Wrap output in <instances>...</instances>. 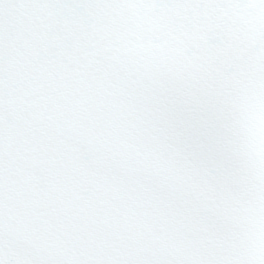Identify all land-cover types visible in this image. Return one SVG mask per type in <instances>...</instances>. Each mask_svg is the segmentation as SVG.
Listing matches in <instances>:
<instances>
[{"label":"snow or ice","instance_id":"obj_1","mask_svg":"<svg viewBox=\"0 0 264 264\" xmlns=\"http://www.w3.org/2000/svg\"><path fill=\"white\" fill-rule=\"evenodd\" d=\"M0 264H264V0H0Z\"/></svg>","mask_w":264,"mask_h":264}]
</instances>
